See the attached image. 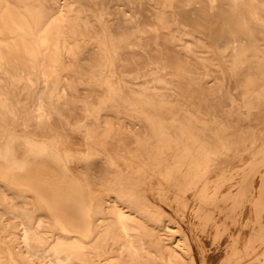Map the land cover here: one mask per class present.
Here are the masks:
<instances>
[{"label":"bare ground","instance_id":"bare-ground-1","mask_svg":"<svg viewBox=\"0 0 264 264\" xmlns=\"http://www.w3.org/2000/svg\"><path fill=\"white\" fill-rule=\"evenodd\" d=\"M207 18L227 33L214 44L220 60L258 98L264 0H0V264H210L218 254L264 264V129L245 140L219 123V109L212 136L197 135L190 109L179 114L182 132L159 117L174 107L175 89L153 83L207 78L211 93L222 79L212 69L219 59L196 51L209 53L205 38L183 37ZM83 76L98 104L114 102L110 111L121 113L102 132L80 97L87 88L70 79ZM142 77L146 85L133 87ZM66 185L70 196L80 185L90 221L82 201L77 220L64 216L65 202L55 209L54 192Z\"/></svg>","mask_w":264,"mask_h":264},{"label":"rangeland","instance_id":"rangeland-1","mask_svg":"<svg viewBox=\"0 0 264 264\" xmlns=\"http://www.w3.org/2000/svg\"><path fill=\"white\" fill-rule=\"evenodd\" d=\"M73 5L84 6L86 9L91 11V8L83 2H74ZM91 19L94 22H98L99 15L97 16V15L91 14ZM215 22H217L216 19L207 18L206 20L202 22L203 26L201 24V25H195L194 27H190L188 30V33L187 34L185 33L183 37L186 39H190L192 35H197V36L201 35L202 37L205 38V41L207 42L206 45H208L207 47H208L209 53H205V52L202 53V51L204 50L202 46H198L196 51L197 53H200L202 55H207V54L212 53L215 57L219 59V61H217L215 65L212 66V69L220 68L222 72L221 73L222 79L221 78L219 79L217 83L218 86H215V89L211 93H209L207 86H209L211 82H209V79L207 78L197 79L199 81H203V83H201L191 78H184V79L173 80V81L170 79V81H167L169 80L167 77V80H166L167 83L165 85L164 83H157V82L153 83L156 85L158 84L160 87L165 86V87L171 88L167 90L169 93H172L173 90L175 89L174 93H172V96H171V98L175 99L173 101L174 107L163 108V109L161 108V111H159L160 116L159 115L158 116L160 117V119H162L163 124H165L168 128L174 131L182 132V130H184V128L186 129V127L184 125V117L179 118V114L180 113L182 114L185 108L190 109L189 113H192L198 119V122H197L198 129L197 130H199L200 133L199 134L197 133V135L198 136L200 134L202 135V132H204L209 135L212 133L210 135L212 136L213 133L216 131V126H217V120L214 119L213 113L215 111L217 112V109H219L220 111L222 110L225 112V114H223V116L219 118L220 119L219 123L224 126H227V128L231 132L232 131L237 132L236 130H238V128L242 129L244 135L246 136L245 140H248L250 138V134H252L253 132H257V133L261 132L260 130L264 129V100H263L264 90H262V86H260L259 90L261 92V95L258 98H256L254 95L250 97V95L246 94V90L237 84L236 80L230 74V71L226 67V64L220 60V54L219 52H217V49L214 45L220 42L224 37L227 36V33L225 31L214 32L213 31L214 27L213 29H211L212 25L213 24L215 25ZM158 33L159 32L153 33V34H158ZM215 33H217V35L215 36L216 42L215 41L213 42L210 37L215 35ZM151 39L152 41L155 39H158L159 41H161L162 37H158V38L152 37ZM105 41H106L105 38H101V45H103ZM153 44L154 43H152L151 46H153ZM136 45L138 48L145 49V45L144 43H142V41L140 42L136 40ZM195 65L198 66V68L202 71L203 66L201 64L196 63ZM70 79H71V82L76 84V86L87 88L88 93L86 92V95H83V96H81L82 94H80V97L81 98L84 97L85 99H87V102L92 107L93 116L99 119L101 132H102L105 127V124H104L105 119H109L111 121L114 118H116L118 114H121V113L110 111V108L114 107V105H112L114 102L107 101V102L101 103L102 105L96 102V97H95L94 92L93 93L89 92L91 88L93 89L94 85L87 76L80 77V79L76 77H70ZM142 79L143 77L135 79V82H138V84H135L133 87L140 89L141 87L145 86L146 83H144ZM178 91H180L181 93L180 95H178L177 93ZM125 93H126V97H125L126 99L130 100L131 102H134L136 105L138 104L139 107L147 108L153 114L154 110L148 107L147 105H145L144 103L141 104L139 101L140 97L137 94H132L128 92H125ZM127 103H128L127 101L119 102V104L122 106H127L128 105ZM22 105H24V103L21 102L19 106L21 107ZM23 113H24L23 108L22 107L19 108L17 111V114L21 115ZM62 114L64 117H67L68 119H69V116L71 115V113L67 111L66 109L62 110ZM18 128H20V125L18 123L12 127L15 133L17 132L15 130ZM201 137L202 136H200V139ZM230 140H231L232 146L236 145L235 133L232 135V138ZM13 143L14 145H16L15 141H13ZM234 147L232 149H234ZM15 152L17 153V150H15ZM78 152L82 153L83 147L78 148ZM6 153L8 154L6 155V158H13V156L11 155L12 152L6 151ZM18 156H20V154L17 155L16 157ZM2 157H0V161L3 159ZM68 179H71L77 184L80 183V179L73 171V168L70 170V173L68 174ZM67 183L68 182H66V184ZM67 187L68 185L64 186V188H66L65 189V193L67 192L66 194L62 193V195H59V194L56 195L57 192H54L55 194L53 195V199L55 202L54 203L55 209L56 208L59 210L61 209L59 205L57 204V202H60V203L65 202V205H63L64 206L63 209L66 210V213H64V216L69 217L71 218V220H73L74 218L80 217L81 206L79 204L82 201L85 204V214H84L85 216L84 217L88 221H90L89 205L84 200H81L80 185H79V189L75 191L73 196L67 195L68 194ZM89 193L91 196V194H94V191L92 190ZM74 220H77V219H74ZM228 224H229L228 229H231L229 230L228 233L235 234V232H233L235 230H233L234 228L231 225V222H229ZM77 226H79V229L77 230L79 231L85 230V228L81 226V223L80 225H77ZM210 264H229V260L228 259L226 260L223 254L222 255L218 254L217 256H215V258Z\"/></svg>","mask_w":264,"mask_h":264},{"label":"crops","instance_id":"crops-1","mask_svg":"<svg viewBox=\"0 0 264 264\" xmlns=\"http://www.w3.org/2000/svg\"><path fill=\"white\" fill-rule=\"evenodd\" d=\"M263 214H264V212H263ZM263 223H264V221H263Z\"/></svg>","mask_w":264,"mask_h":264}]
</instances>
